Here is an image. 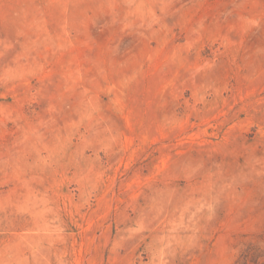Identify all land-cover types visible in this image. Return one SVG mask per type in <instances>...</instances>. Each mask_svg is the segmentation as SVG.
I'll return each mask as SVG.
<instances>
[{
	"label": "rangeland",
	"instance_id": "rangeland-1",
	"mask_svg": "<svg viewBox=\"0 0 264 264\" xmlns=\"http://www.w3.org/2000/svg\"><path fill=\"white\" fill-rule=\"evenodd\" d=\"M0 264H264V0H0Z\"/></svg>",
	"mask_w": 264,
	"mask_h": 264
}]
</instances>
